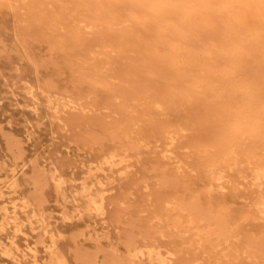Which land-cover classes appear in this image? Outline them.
Segmentation results:
<instances>
[{"label": "bare ground", "instance_id": "obj_1", "mask_svg": "<svg viewBox=\"0 0 264 264\" xmlns=\"http://www.w3.org/2000/svg\"><path fill=\"white\" fill-rule=\"evenodd\" d=\"M7 1L15 4H20L22 6L24 18L20 20V23L23 22L24 27L27 28L26 33L23 32L26 35V38L23 41L25 44H29L33 41L39 42V64L47 65L48 63L50 67L51 65H56V68L54 66L53 67L56 69L58 77L60 75V78H63L61 76L64 75V72H60L59 66L62 65V68L67 67L69 72H71L67 79H65L64 77L65 81L63 80V84L61 85L56 83V80L54 81L53 78L50 79L51 77L47 78L42 83V85H40L43 86V90L41 89L42 91L48 92L47 101H45L48 102V105L51 108H53L56 115L57 112L61 111L62 109L71 111L70 113L69 111H64V113H67L66 118H64V121L62 119L59 120H62L61 123H63L64 125L67 124L68 128L69 126L74 127L75 129L77 128V130L79 128L77 133H75L74 135L76 139L74 140L77 141L81 139L82 141L84 140L83 142H85L86 144L89 143L91 147H96L97 150H94L95 153L93 154V157L91 159L92 163H90L88 169L93 166V170L104 172V164L108 166H114L121 163L124 164L128 158L127 155L123 152V154H120V149H116L117 147H120V144L117 142L119 146L116 144L115 146L117 147H114L111 145V143H108L110 146H107L104 144V141L107 139H112L115 143V141L117 140L124 139V150L129 148H136L137 146H139L140 141H144L147 138L144 137L143 139L142 137H139V139L136 140L137 137L135 139L132 138L133 131L137 130L136 132H138L139 129L141 130L142 127H136L138 122H142L143 124L148 123L149 125H147L150 128L152 125L155 129L161 130L163 132L167 131L166 135H164L168 138V141H165V145L160 149V151L162 152L161 156L165 157L166 159H172L174 150H176L175 147L178 144V137L181 139L179 140L181 142L179 144L180 147L187 146L188 144L196 146L198 153L201 154L199 155L197 153V160L194 161L195 158H193V160L191 161H193L194 163L197 162L196 166L199 168L203 167L204 165L207 167V172L202 168L201 169L203 170V173L206 172L205 177L208 176L207 178L210 179L208 181L206 189L209 192H207L208 194L212 192V186H215L218 191L223 192V190L226 188L225 183L229 181L227 178L228 174H225L224 172H228L230 170L235 171L237 165L239 166L245 163L247 165V170H238L240 167H237V172H235L238 178L235 177V183L233 181L232 183L233 185H236V182L237 184H241L242 180H250L253 184L257 182L259 191L250 200L252 201V205L250 204V206L255 207V209L258 210L259 216L262 218V220H264V155H262L264 154V98H262V92L257 89V86L255 84V78H264V69L251 73V77L247 79V82H242V77L237 75L235 70L228 69L230 64L229 60H227L225 57L222 58V56L228 54L226 55L228 57L230 53L236 51L238 41L240 39L239 36L236 35V32L238 30L237 28L239 26H246L245 21L248 16H259L261 25H264V0H201L198 7H207L214 13L216 10L223 9L227 13H225V15L227 16H221L223 19L219 17V19H221L219 20L214 15H210L207 21L205 20L207 18L203 17L206 22L203 23L200 28H190V30H188L185 25L192 12H190V15L183 14L178 16L177 14L174 19L166 17V19L161 18V20L157 21V18L150 19L149 17L150 20L148 19L145 22L142 19V21L139 22L140 28L138 30H135L134 24H136L138 20H140V18L144 16L145 13H147L144 12L143 9L142 10L144 13L138 11L142 14L140 15L137 11H132L137 10L136 8L132 10H129V8L115 11L110 10L111 4L118 0H76L81 6H83V8H81L82 16L87 15L90 6L89 4L95 3L98 10V17L100 19L99 24L103 27H106L108 30L111 29L113 33L111 38H108V36L110 37V35H108L109 32H107V37L101 35V37L99 38L91 39L87 42V45L75 48L77 52H74L73 54L71 52L72 49L68 47L71 44H67V48L68 50H70L65 51V56L62 54V51L65 50V45L63 44L64 42L62 43L61 41H58L57 38L55 39L56 35L53 34V30H55L56 28H60L61 23L59 21H56L54 17H51L52 13H54V11H52L54 7H50V2L52 0ZM125 1L129 5L137 4L140 7H147L149 16L150 13H153L155 17L157 16L155 12L157 10H160L163 4L166 5L167 9V7H174L175 5L177 6V4L186 2V0ZM193 1L195 2V0ZM189 6H187V8ZM178 7L175 11L176 13H178ZM213 12H211V14ZM72 13L74 14V12H71V14ZM70 15H68V17H70ZM159 15L161 16V13ZM166 15L168 16L169 13H167ZM135 18H137L138 20H136ZM30 21H32L31 23H33L32 26L28 25ZM90 26L91 25H89V27ZM158 28H162V31H165V33H156ZM86 30L90 31L88 27ZM133 33H137L135 36V41H131V43L129 44V36ZM244 36L247 35L245 34ZM127 43L130 46V50L127 55L123 56V54L121 53L125 51L123 50V48ZM118 45H123L121 46L122 49L120 46L119 48H116L120 49L119 51L114 49ZM206 52H211L212 57L209 56L210 53L208 56L204 55V53ZM61 54L63 55L62 57H64V65L59 64V66H57L58 62L56 63L55 59L57 58V55L62 59V57L60 56ZM82 55L85 56L84 60H82V58H84V56ZM116 56H120L121 58L117 59L115 58ZM262 66L260 65V67ZM251 67H253V65ZM210 75L212 79H210ZM118 80H121L123 82V85L116 83ZM35 89L30 84V86L26 89V93L35 98L37 97V92L35 91ZM102 92H105L106 96L103 97V99L100 98V100L99 94L100 97H102ZM52 94H59V97L53 96ZM29 103H27L26 105L31 107L30 110H32L33 113H36L38 111L37 100L33 99L31 103ZM113 104H117L115 106L119 105V112L126 111L125 116H121L120 113L116 111L117 109L114 110V108H112V106H114ZM98 106H102V108L99 107V111L95 110L94 112L90 111V113H81V111L85 108L92 110L94 107ZM110 106L112 109L110 108ZM103 108L104 110H102L103 112H101V109ZM115 113L117 114L118 118H115ZM37 114L40 113L38 112ZM113 114H115V120L113 119ZM144 115H148L149 117L147 116L148 119H144L141 121L140 118ZM110 117H112L111 120H109ZM143 130L145 129L143 128ZM30 135L28 136L30 137ZM26 139L29 138L27 137ZM112 140L111 142H113ZM247 142L251 144V150L248 149L250 146L246 148ZM81 144L83 145L82 142ZM104 145L105 147H103ZM144 146L145 145H143V147ZM91 147L89 146L90 149ZM197 156L200 157L201 160H199ZM173 157L176 158V156ZM189 157L190 156L188 155V158ZM192 157H194V155H192ZM183 159L181 160L183 161ZM2 162L0 163L1 212L5 211L6 208L4 197L6 195V187L14 181L18 174L24 172V168L22 170L19 169L16 160L15 162ZM198 164H200V166ZM179 166H177L178 169ZM196 166L194 167L197 168ZM176 171L173 170V173H175ZM165 172H163L162 169V172L159 171V174H157L159 182L158 184L160 185L161 181V184L164 185L166 190L168 189L167 187H176L174 188V193H178L182 190V192H180L181 196L179 195V193L177 195H173L172 192L171 195H162L155 197L156 206H158V208L163 207V210L164 208L166 209L167 207H169V204H171V208L166 210L169 213L173 211L172 213L175 212L176 214V219L173 221V224L171 222V227L176 228V231L178 230L179 232H181V235L183 234V232L187 233L192 230H198L196 234L200 236L198 238H200L201 241H199V239L197 241L196 239L197 244L195 242L196 246L194 249L196 250V247H198L200 248L201 253L205 254L215 252L220 244L216 242V240L218 241V239L225 237L226 224L229 220L233 219V216H229L231 215V212L228 215L229 209L227 210L224 206L215 208L213 207L214 205L212 206L211 204L207 206L200 205V201L197 200L199 198L195 196V194L193 196V193L195 192L192 193L190 191V193L188 191L190 187H188L189 184L188 186L187 184H184V179L182 180L184 185H179L181 183L180 182L178 184L180 180L179 177H170ZM187 174L181 175V178H184L183 176ZM192 175L193 173L190 176ZM44 176L46 175L39 172L33 174V176L31 177L37 184H39L40 189L46 182ZM49 178L51 179L54 188L58 189L59 191L63 190L62 185H64L65 180L61 176V174L58 173V171L54 170ZM177 178L179 179L176 180ZM80 185L85 194V197L88 199L91 205V208L94 209L97 215L104 216V190L100 189L99 191L92 192V185L85 182L84 180H81ZM160 186L161 188L163 187L162 185ZM178 186L179 188H181V190L179 189L180 191L177 189ZM174 189L171 190L174 191ZM143 190L145 191V189ZM187 191L188 193H190L189 195H187L189 197L188 202L187 199L185 200L183 198V195L186 194L184 192ZM182 193L184 194L182 195ZM149 195L151 194L149 193ZM38 197L40 199L38 200L42 201V195ZM153 209L154 208H151V211ZM160 212L161 210L157 212V214H159ZM169 213H166V215L169 216L170 214H172ZM130 214L131 212L128 214L129 217H127V220L128 218H130ZM25 215L28 223L30 224V229H33V218H37V214L33 213L32 215ZM182 215L187 216L188 225L186 224V229H184L183 225H181L185 222L184 221L181 223L180 219H183ZM42 216L38 217L36 220L38 221L37 224L39 226L43 225V233L45 234L49 232V228L45 217ZM11 217L12 219L10 220L15 223V228L26 235V233L24 231H21L20 229L22 222L24 223L23 219H18V215L16 214H13V216ZM137 217L131 215V221L129 223L127 221L128 224H126L125 221L126 232L124 233V229L122 230V233L121 231L119 232V234L121 233L120 237L122 234L125 235L122 237V244L119 243V245L121 244L124 248L123 253H120L118 251L117 242L115 246L109 247L110 249H104L105 247H103V249H99L100 246L97 245L99 248H96L95 252L97 254L99 252L102 254V258L100 259V261L102 260L101 264H136L140 262L139 259L142 260L143 258H146L154 262L155 264H179L173 262L171 258H166L164 255L165 253L173 255L172 248H167L166 252L163 254L164 256H162L161 250L158 247H152L151 243L150 246L148 245L147 241L150 240V235L153 234V232L156 234L154 230L155 226L151 221L145 222L144 225L142 224L143 222H139V224L137 225V219L139 220L140 218L139 216ZM9 218L10 216L7 215L6 211L1 214L0 230L10 221ZM68 218L71 217L63 213V219ZM173 218L174 217H172V220ZM135 220L136 222H134ZM202 223H204L207 227L200 230L198 227ZM167 225L170 224H165L164 229H166ZM80 229L82 230V228ZM162 229L163 227L161 228V230ZM170 230H167V232ZM78 231L80 232L79 229ZM170 232H168L169 236ZM73 234H75V232ZM98 234L94 235L98 236ZM119 234L117 233V239L119 237ZM247 237L248 236H246L245 238V247L247 249L245 251H248L249 253H247L248 258L250 257V260L252 259L251 261H249V263L252 262L251 264H258V259H264V236H262L261 234L255 237L253 235L249 236L248 238ZM54 238L50 237L47 242H42L44 243V247L49 248V250L47 251V258L46 256L43 257L45 259L42 258L44 262L43 264H69L65 256L59 253L61 250L57 251ZM39 240H42V238H39ZM113 243L114 242H112V245H114ZM182 243L185 242L183 241ZM35 244L36 243L33 241L25 242V245H23V247L21 248L20 245L17 244L14 240L9 243H5L0 237V246L2 247V253L4 255L12 257L14 261L12 262V264L24 263L23 261H20V259L16 258L18 253L26 255V257H29L31 259L34 258L33 260L35 261V256L38 250V248L36 247L37 245ZM190 246L191 245H189V247ZM195 250L192 251L195 252ZM26 251L29 253V255L26 254ZM186 251H188V249ZM97 254L89 253L86 251H78L75 253L76 259L79 260L81 264H95L96 258H98ZM192 254V256L187 257L180 263L201 264L198 253L197 255H195L196 253ZM231 257V259L233 260L236 259L235 254H232ZM100 261L97 264H100ZM230 261L231 260H229V262ZM234 262L235 261H233V263ZM30 263L31 261H29V264Z\"/></svg>", "mask_w": 264, "mask_h": 264}, {"label": "rangeland", "instance_id": "obj_2", "mask_svg": "<svg viewBox=\"0 0 264 264\" xmlns=\"http://www.w3.org/2000/svg\"><path fill=\"white\" fill-rule=\"evenodd\" d=\"M200 1L201 0H195L194 2L193 0H186V2L184 3L182 2L180 4H177V6L175 5L174 7H167V9H166V5L163 4L162 8L163 7L164 8L163 9L161 8L162 9V10L160 9L161 11L157 10L155 12L157 14L156 17L153 13H150L149 16L147 7L144 6L140 7L137 4L129 5L125 0H118L112 3L110 10L115 11V10H122L124 8L125 9L129 8V10H132L136 8L137 10H132V11H137V12L140 11L142 13L147 12L145 14L148 15L146 16L144 14V16L140 18V20L135 18L136 20H138V22L134 24L135 30H138L140 28L139 22H141L142 19L145 22L149 19V17L150 19L157 18L158 21L161 20V18L166 19V17L170 19H174L177 16V14L178 16L183 14L190 15V12H192L191 16L189 17L185 25L186 28L190 30V28L192 29L200 28L201 25H203V23H205L208 20L210 15H214L218 19L219 17L222 18L227 16L225 15L226 12L223 9L216 10L214 13L212 10L210 11L207 7H198V5H200L199 4ZM193 3L196 5H194ZM50 5H51L50 7L52 8L54 7V9L52 10L54 11V13H52L51 17H54L56 21H59L61 23V27L53 30V34L56 35V37L54 36L55 39L57 38L58 41H61L62 43L64 42L63 44L65 45V50L62 51L63 52L62 54L64 56H65L64 54L65 51L70 50V49L68 50L67 44L69 45L71 44L68 47L72 49L71 52L73 54L74 52L75 53L77 52L75 48L87 45V42L90 41L91 39L99 38L101 37V35L107 37L106 34L107 32L109 33L111 32L110 34L108 33V35H110V37L108 36V38L112 37V33H113L112 30L111 29L108 30L106 27H103L99 24L100 19L98 17V10L95 3L89 4L90 5L89 11L87 12V15L84 16L81 15L82 13L81 8H83V6H81L76 0H67V1L52 0L50 2ZM187 6L189 7L187 8ZM177 7H178L177 10L178 13L175 12ZM142 9L144 10V12ZM71 12H74V14L73 13L71 14ZM140 12L138 13L142 15ZM166 12L169 13L168 16L166 15L167 14ZM211 12L213 13L211 14ZM160 13L162 17L159 15ZM23 15L24 13L22 10V6L20 4H15L7 0H0V161L1 162L3 161L2 163H4L11 161L15 162L16 160L19 169L22 170L24 168V172L18 174L17 177L14 179V181L10 183L5 189V194H6L4 196L6 203L5 211L7 215L10 216L9 220L12 219L11 216H13V214L18 215V219H23L24 223L22 222L20 229L21 231H24L26 233L25 235L23 232H20V230H17L15 228V223L10 220L2 228L3 230L2 229L0 230V237L5 243L6 242L9 243L14 240L17 244L20 245L21 248L23 247V245H25V242L33 241L36 243L35 245H37L36 247L38 248L37 254L35 256V261L33 260L34 258L31 259L21 253H18L16 258L20 259V261H23L26 264H29V261H31L30 264H43L44 263L43 259H45L43 257L46 256L47 258L48 256L47 251L49 250V248L44 247L43 244L47 242L50 239V237L54 238V236H55L54 240L56 242L57 251L61 250L59 253L65 256L69 264H81L79 260L76 259V255H75V253L78 251H86L89 253L97 254L95 252V249L99 248L97 245L100 246L99 249H103V247H105L104 249H106L115 246L117 242L118 251L120 253H123L124 248L121 244L123 242L122 237L125 235L122 234L120 237V234L122 233L123 229H124L123 230L124 233L126 232L125 221L126 224H128L131 221V215L132 216L134 215L135 217L137 216L140 217L139 220L137 219V225L139 224V222L140 223L143 222L142 223L143 225L145 224V222H149V221L153 222L155 226L154 230L156 234L153 232V234H151L153 236L150 235L151 238L149 237L150 240L148 238L149 241H147V243L149 246L151 243L152 247L155 246L154 248L158 247L161 250L162 256L165 255L166 258H171L173 262L183 264L180 262H182L187 257L192 256L193 255L192 253L194 254L196 253L195 255H197L198 253L201 264H230V263L251 264L252 262L249 263V261H251L252 259L250 260V257L248 258L249 253L248 251H245L247 250L245 247V238L246 236L249 237L251 235L255 237L257 235L262 234V236H264V220H262V218L259 216L258 210L255 209V207L250 206V204L252 203V201L250 200L259 191V188L257 186V182L253 184L250 180H242L241 184H237L236 182V185L235 184L233 185L232 183V181L234 182V178L237 177L236 174L237 167H240L238 170L242 169V171L244 170L246 171L247 165L245 163L239 166L237 165L235 170L236 172L234 170L228 171L229 173L224 172L225 174H228L227 178L229 180L228 182L225 183L226 188L223 190V192H220L215 188V186H212L213 190L212 192H210V194H208L209 192L206 189H207L208 181L210 179L207 178L208 176L205 177V174L207 172L206 171L207 167L205 165L201 167L204 171H206L205 173H203V170L196 166L197 162L194 163L193 161H191L193 160V158H195L194 161H196L197 160L196 155L201 154L198 153L196 146L193 145L195 147L194 148L192 144L190 145L188 144L187 146L180 147L179 144L181 142L179 140L181 139L178 137L177 138L178 144L175 147L176 150H174V155H173L176 156L177 159L173 156L172 159H166L165 157L161 156L162 152L160 151V149L165 145V141L166 142L168 141V138L165 137L167 131L163 132L161 130L155 129L152 125L150 128L148 126L149 125L148 123L147 125V124H143L142 122H138L136 127L137 128L142 127V128L141 130L139 129L138 131L139 133L136 132L137 130L133 131L132 138L135 139L137 137L136 138L137 140L139 139V137H142L143 139L145 137L148 140L145 139L146 141L145 140L140 141L141 145L139 144V146H137L136 148H129L124 150L123 148L124 139L117 140L115 141V143L112 139H107L105 140L106 142L104 141V144L107 146H110L109 145L110 143L114 147H117L115 146L116 144L118 146L120 144L121 148L117 147L116 149H120V154L124 153L127 155L128 158L124 164L121 163L122 165L116 164L114 166H108L104 164L103 168L105 167V170L108 168L106 171L104 170V172L99 170L98 171L93 170L94 169L92 168L93 166L91 167L92 169L91 168L88 169V166L90 165V163H92L91 159L93 157V154L97 150L96 147L92 146L93 147L92 148L89 143L86 144L85 142H83L84 140L82 141L81 139L75 141L76 139L74 135L75 133H77L79 128L78 130L77 128L75 129L74 127L71 126H69L68 128L67 124L64 125L63 123H61L62 120L64 121V118H66L67 116L66 112L69 111L70 113L71 111L62 109L61 111L57 112L56 115L53 108H51L48 105V102H46L48 92L42 91L43 86H41L42 83L47 78L50 77H51L50 79L53 78L54 81L56 80V83L61 85L63 84V80L65 81V79L69 77V74L71 72H69L67 67L62 68L61 64L64 65V59H63L64 57H62L63 56L62 54L60 56L62 57L63 60L60 57H58V55L55 60L56 63L58 62L57 66H59V64L61 65L59 67H60V72H64V75L61 76L63 78H60V75L58 77L56 73L57 71L55 69L56 65H51L50 67L48 63L47 65L39 64L38 62L39 59L38 50L40 45L39 42L33 41L30 42L29 44H25L23 41L26 38V35L23 32L26 33V29H27L26 27H24L23 22L20 23V20L24 18ZM68 15H70L71 18L68 17ZM203 17L207 18L205 19L206 21L204 20ZM31 22L32 21H30L28 25L32 26L33 23ZM81 23L84 24L82 25ZM245 23L246 26H239L237 28L239 32L237 30L236 35L239 36L240 39L238 41L236 51L230 53L228 57L226 56L228 54L222 56V58L225 57L230 62L228 69L235 70L236 74L242 77L241 78L242 82H247V79L251 77V73H254L258 70L261 71L262 69H264L262 68L264 67L262 66L264 65V25H261V21H259V16H248ZM196 24H197V28H196ZM89 25L91 26L89 27ZM87 27L90 29V31L86 30ZM160 32L165 33V31H162V28H158L156 33L159 34ZM78 34H80L81 36ZM136 34L137 33L135 34L133 33L129 36L130 38L129 44L131 43V41H135ZM245 34L247 36H244ZM60 37L62 40L60 39ZM67 41H69L70 43ZM129 44L127 43L126 45H124L123 50H125L126 52L124 51L123 53H121L123 54V56L128 54L130 50ZM119 46L121 47L123 45H118L114 49L119 51L120 49H116L119 48ZM256 51L259 53H257ZM204 55L206 56L209 55L210 57H212L211 52H206L204 53ZM115 58L120 59L121 57L116 56ZM84 59L85 56L84 58H82V60ZM259 63L262 67H260ZM252 65L253 67H251ZM260 78L261 77L255 78V84L257 86V89L260 92H262L261 94L262 98H264V83H262L264 82V78L261 79ZM210 79H212L211 75H210ZM116 83L123 85L122 84L123 82L121 80H118ZM30 84L34 87V89L36 88L35 91L37 92L36 96L38 98L37 97L34 98L30 96V94L26 93V89L30 86ZM101 94L102 97H100L99 94V99L100 98L103 99V97L106 96L105 92H102ZM52 95L59 97V94H52ZM27 97L28 98L31 97L32 100L33 99L37 100L38 111L36 113H33L32 110H30L31 107L26 105L31 100V98L28 99ZM115 105L112 106V108H114V110L117 109L116 111L119 112L120 111L119 105L118 106ZM99 107L100 106L94 107L92 110L85 108L81 111V113L82 114L86 112L90 113V111L94 112L95 110L98 109L100 110V108H102V106L100 108ZM86 109H88L89 111ZM102 110H104V108L101 109V112H103ZM64 111L66 112L64 113ZM38 112L40 114H37ZM119 113L121 116H125L126 111H121ZM115 114H113L114 120L115 118H118L117 114L115 117ZM147 116L148 115L141 116L140 120L142 121L144 119L145 120L148 119L149 116L148 117ZM59 119L62 120L60 121ZM111 119L112 117L109 118V120ZM143 128L145 130H143ZM28 135H30V137ZM27 137L29 139H26ZM111 140L113 142H111ZM81 142L83 143V145L81 144ZM142 143L143 145H145L144 147ZM105 145L103 147H105ZM89 146L91 147V149L89 148ZM251 147H252L251 144L247 142L246 148L251 150L252 149ZM191 154L194 155V157H192ZM188 155L190 156L189 158ZM197 158L201 160L200 157L197 156ZM181 159H183V161ZM192 164L197 168H195ZM198 165L200 166V164ZM177 166H179L180 170L178 169ZM181 168L184 169L182 170ZM162 169L163 172L166 171L165 173H167L170 177L171 176L175 178L179 177L181 180V181L179 180L178 182V184L181 182L179 185L183 186L184 184H187L188 186L189 184L188 187H190L191 189L189 188L188 191L189 192L191 191L192 193L195 192L193 193V196L195 194V196L199 198L197 200L200 201V202L198 201L200 205L207 206L211 204L212 206L214 205L213 207L215 208L224 206L227 210L229 209L228 215L231 212V215L229 216L231 217L233 216L232 217L233 219L229 220L228 221L229 223L227 222L226 224L225 227L226 238L223 237L221 239H218V241L216 240V242L220 244L215 252L209 254L201 253V250L198 247H196V250L198 249L196 252L194 248L197 244V241L198 239L199 241H201V239L198 238L200 236L196 234L198 230H192L187 233L183 232V234L181 235L180 234L181 232H179L178 230L176 231V228L173 227L175 229L174 230L171 227L173 221L176 219L175 212L174 213H172L173 211L170 212L173 214L172 215L168 211H166L169 208H171V204H169V207H167L166 209L164 208L163 210H162L163 207L158 208V206H156L155 197L162 195H171L172 192L173 195H177L178 193L180 195V192H182L179 186L177 189L178 190L180 189L181 191L179 190L180 192L178 193H174L175 192L174 188L176 187L173 188L167 187L168 189L166 190L164 185L161 184L160 181V185H162L165 190L163 189V187L161 188V186L158 184L159 182H158L157 174H159V171L162 172ZM54 170L58 171V173H60L65 180L64 185H62L63 187L62 191H59L58 189L54 188L52 181L49 178ZM173 170L176 172L173 173ZM39 172L46 175L44 176L46 182L41 189L39 188V184H37L31 178L33 174ZM183 173L184 174L189 173V174L185 175L186 177L183 176L184 178H181V175H184ZM190 173L191 174L193 173L194 176L193 175L190 176L191 175ZM179 178H177L176 180H178ZM183 179L185 180L184 184L182 181ZM81 180H84L85 182L90 183L92 185L91 188L92 192L99 191L100 189L104 190L103 191L104 199H105L104 200L105 213L103 214L104 216L97 215L94 209L91 208V205L88 199L85 197V194L81 188L80 185ZM142 188L145 189V191ZM171 189L172 190L174 189V191H172ZM204 190L206 193L204 192ZM188 191L184 192L186 193L185 195H183L184 193H182V195L184 196L182 197L185 200L187 199V202L189 199L187 195L191 193V192L188 193ZM149 193L151 195H149ZM40 195H42V201H39L40 199L38 196ZM207 199L210 203L207 201ZM151 208L154 209L151 211ZM158 209L159 211L161 210L159 214H157V212H159ZM5 211L2 212L0 211V217L1 214H3V212ZM24 212L25 214H30V215H32L33 213L37 214L38 217H41L43 215L45 217L46 222L48 223L49 232L45 234L43 233V225L39 226L37 224L38 221L36 219L38 217L33 218L34 219L33 229H30L29 226L30 224L28 223V220L26 219V215L24 214ZM130 212H131L130 218H128L127 220V217H129L128 214ZM63 213L69 215L71 218L63 219ZM166 213H169L170 215L168 216L166 215ZM172 217H174L173 220ZM161 218L162 219L164 218L163 221ZM182 218L183 219H180L181 223L185 221L184 222L185 224L182 223L181 225H183L184 229H186L185 227L188 225L187 216L182 215ZM134 222H136V220ZM164 222L165 224H170L166 226L167 230L171 229L170 230L171 232L168 231L170 232V236L167 230L164 229L165 228ZM162 227L164 229V230L162 229L163 232L161 230ZM206 227L207 226L204 223H202L199 225L198 228L202 230L205 229ZM80 228H82V230ZM78 229L80 230V232L78 231ZM127 229H128V225H127ZM73 231L75 232L77 237L75 236V234H73L74 233ZM120 231L121 233L119 234ZM117 233L119 234L118 239H117ZM94 234L95 235L98 234V236H95ZM39 238L40 239L42 238V240H39ZM181 240H183L185 243H182L183 241ZM43 241L44 243H42ZM112 242H114L113 243L114 245H112ZM119 243L121 244L119 245ZM189 245H191L190 247L192 248H190ZM167 248H172L173 255H169L165 253ZM187 249L188 251H186ZM192 250H195V252ZM26 254L29 255L27 251ZM98 254H97L98 258H96L95 264L99 263L100 259L102 258V254L100 252ZM232 254L236 255L235 260L231 259ZM229 260L231 261L229 262ZM139 261L140 262L136 264L139 263L155 264L154 262L146 258H143L142 260L139 259ZM233 261L235 262L233 263ZM12 262H14L12 257L4 255L2 253V247L0 246V264H12ZM101 262L102 260L100 261V264ZM257 262L258 264L260 263L264 264V259L262 260L258 259Z\"/></svg>", "mask_w": 264, "mask_h": 264}]
</instances>
